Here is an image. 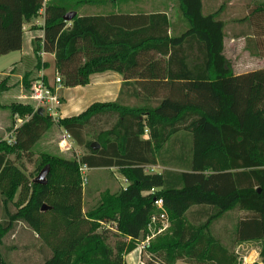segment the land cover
<instances>
[{
	"label": "trees",
	"instance_id": "1",
	"mask_svg": "<svg viewBox=\"0 0 264 264\" xmlns=\"http://www.w3.org/2000/svg\"><path fill=\"white\" fill-rule=\"evenodd\" d=\"M105 1L0 0V55L21 48L24 24L43 8V34L32 41L36 68L47 65L41 51L53 52L64 85L86 84L91 73L108 69L120 72L124 84L139 78L150 83L143 104L95 101L56 121L31 103H0L12 120H22L9 127L15 144L0 138V264H12L6 238L19 221L34 223L45 202L66 209L54 189L78 186L79 164L117 165L127 185L104 190L82 215L71 205L70 211L87 223L84 231L75 233V226L65 232L39 264H126L125 254L146 239L152 216L164 210L170 225L142 249L147 264H244L237 246L249 241L261 243L264 260V67L234 73L224 53L229 21L223 3L205 12L203 0H178L185 20L179 32L164 10L63 18L82 4ZM234 20L249 23L248 33L263 34L264 0L248 4ZM29 74L23 75L25 88L30 87ZM7 87L1 79L0 93ZM100 115L104 122L115 120L99 129ZM55 122L85 152L79 158L42 152L35 171L49 164L47 181H32L27 199L20 201L19 180L4 181L13 161L30 158L34 144ZM203 124L212 128L213 137H201L199 143ZM146 127L150 136L142 139ZM93 141L100 144L96 149ZM138 149L149 155L137 156ZM158 163L165 166L161 171L147 169ZM159 198L164 208L156 205ZM226 217L225 236L219 235L213 225ZM38 239L40 246L46 244L45 237Z\"/></svg>",
	"mask_w": 264,
	"mask_h": 264
},
{
	"label": "crops",
	"instance_id": "2",
	"mask_svg": "<svg viewBox=\"0 0 264 264\" xmlns=\"http://www.w3.org/2000/svg\"><path fill=\"white\" fill-rule=\"evenodd\" d=\"M136 1L137 0H126V1L106 0L105 2H101V3H97V2L91 3V4L86 3V4L81 5V6H86L82 11L78 10L80 6L75 11L79 15H93V14L106 13L112 10L113 11H127V12H147V13L161 10V9L151 10V9H146V8H137V9L126 8L127 7L126 5L128 6L133 5ZM123 5H125L126 7H122ZM219 6L220 5H218V7ZM244 8H245L244 11L246 12V7ZM164 11H167V10H164ZM43 22H44V17H43V8H42L40 10L39 15L35 19H33V21L24 24L23 32H22L21 48L18 50L10 51L8 53L0 55V57L7 58L8 63H9L7 70H3L0 72L2 74V76L0 77V80L5 78L6 83L8 84V87L6 88V90L0 93V103L1 104H8L12 101L33 104V102L28 98L29 88L24 87L23 75L26 72L30 73L28 76L30 81H32V79L36 77L40 72L42 73L44 80L49 86L52 87L54 85V77L56 73H58L55 68L54 53L41 51L39 54L40 60L41 62H46L47 65L45 67L41 66L39 68H36V58L33 52V42L32 41L34 37L42 36ZM248 28H249V23L239 21V20L230 21V22H227L226 24V28H225L226 38H225L224 53L227 56V58L230 60L235 74H240L243 72H247L250 70H255V69L264 67V33L263 34L262 33L253 34L251 32L248 33L247 31ZM248 47L253 48L255 53L252 54L250 50L248 49ZM229 49H231L230 52H229ZM131 80L135 81L136 78H131ZM137 80H139V82L124 84V78L120 72L108 69L104 71H98V72L91 73L89 76V81L86 84H79V85H73V86L61 84V86L57 90V93L61 101L58 107L57 118L77 115L80 112H82L84 109H86L88 105H90L92 102H95V101H104V102L105 101H115L119 98L121 102L125 104H129V105L143 104L145 103V99H147L145 93H147L148 90H150V83H144L145 80L142 78H139ZM2 96L4 97V100L1 99ZM0 114L2 115L0 119V128L3 131V133L10 131V130H7L10 126H14V125L17 126L22 122V120L18 118H14L12 120L10 116V112L7 108L0 107ZM100 117L102 118V120L99 121V125H100L99 129L108 128L115 120V118L112 117L109 121L104 122L103 116L100 115ZM54 124L60 127L61 131L63 132V135L61 137V140L63 139V141L62 142L60 141L61 144H63L64 142L73 141L70 135L69 137H66L68 133L61 126H59L56 122ZM188 130L194 133L192 126L189 127ZM149 136H150V132H149V129L146 127L144 133L142 134V136H140V138L146 139V138H149ZM1 138L5 139V136ZM97 144L99 147L100 144L99 143ZM84 152L85 151L83 148V152L80 155H82ZM135 154L137 156H145V155H149V151L138 149L135 152ZM79 156L77 158H79ZM9 157L11 159L14 158L13 155H9ZM22 158L23 157L19 159H22ZM103 158L106 159V156H103ZM164 167L165 166L160 163L147 164V169H151L153 171H161ZM107 169L111 171L116 170L119 173V175H121L124 178V176L122 175L117 165H110V166L98 165L95 167L88 168L89 171L91 170L99 171L100 170L99 172H102L103 170H107ZM114 174L116 175V172ZM124 180L126 183L122 187H125L127 185V181L125 178ZM122 187L117 186V190L121 189ZM18 194H19V191H18ZM0 205H1V202H0ZM18 224H22V222L19 221L17 225ZM16 227L10 235L16 232ZM36 243H38L37 239H36ZM39 245H35L33 247V252L37 255L40 253V251H42V246H39ZM137 248L140 250L139 247ZM137 248H135L134 250H136ZM8 249H9L8 258L12 264H39L40 263L38 260L29 258L28 257L29 252L26 251V249H23L22 247L17 248V246H14V247L10 246L8 247ZM2 250H3L2 251L3 254L5 255L7 253V250L6 252L4 251V249ZM134 250L125 254L124 259L126 260L125 261L126 264H131V262L134 261L135 257L132 259H128V255L130 254L132 255Z\"/></svg>",
	"mask_w": 264,
	"mask_h": 264
},
{
	"label": "rangeland",
	"instance_id": "3",
	"mask_svg": "<svg viewBox=\"0 0 264 264\" xmlns=\"http://www.w3.org/2000/svg\"><path fill=\"white\" fill-rule=\"evenodd\" d=\"M203 1L205 12H208L212 8L216 9L218 8V5L223 3V16L227 19V21L230 22L235 21V18L242 17L245 14L244 7H246L248 4H252L255 0ZM126 6L123 5L122 7L134 9L146 8L151 10H167L171 17L175 31L178 32L185 26V20L183 18V13L180 10L178 0H137L133 5ZM85 7L86 6H80L78 10L82 11ZM230 51L231 49H229V52ZM8 64L7 58L0 57V72L7 70ZM1 76L2 74L0 73V77ZM1 99L4 100V97L2 96ZM1 117L2 115L0 114V119ZM7 130H9V128ZM8 132L9 131L3 133L1 130L0 138L5 136ZM62 135L63 132L61 131L60 127H58L56 124H53L52 127L36 142L30 158L23 157L22 159L13 161V169L10 172V175L6 177L4 183L7 185L12 178H17L19 180L18 199L20 201L27 199L28 193L31 190L32 179L40 171L39 170L36 173L35 169L40 161V154L42 152L62 155L65 157H78L83 152V147H79V145L73 141H69L67 143L64 142L61 144L60 141ZM201 137L204 139L206 138L205 140L213 137V130L207 124H203L199 128V143H202ZM208 154L209 152L204 156L205 159H208ZM99 171H84L85 179L83 180L80 178V184L78 186L67 184H61L57 186L54 189V192L56 195H58L57 199H60V202L66 206V209H53L51 208L52 203L45 202L44 204L46 207L35 213L34 223L30 225H27L26 223L18 224L16 227V232L6 238V243L9 246H17V248L22 247L23 249H26V251L29 252V258L38 260L40 262L43 255H45L51 247L50 245H54L58 240H60L59 238H62L65 235V232L74 230L75 226H77L75 229L77 231H74L75 233L78 234L79 232L84 231L87 223L82 220L77 211L75 214L71 212L69 207L72 205L75 209L79 208L82 215L85 209L92 205L100 197L101 192L104 190L113 192L117 190V186L122 187L126 183L124 178L119 175L116 170L111 171L107 169L103 170L102 172ZM115 172L116 175L114 174ZM227 220H229L227 217L221 218L214 223V231L216 233L218 232L217 234H224L225 236ZM230 224L232 223L229 221L228 226ZM38 236L45 237L46 244L41 245L42 251H40V253L37 255L33 252V247L35 245H39L40 243ZM36 239L38 243H36ZM260 250L261 243L258 241L244 242L237 246L240 261L244 264H264V260L260 255ZM134 257L135 259L133 262H131V264H147L146 262L148 260V255L145 252H142V249L139 250L137 248L134 250L132 255H128V259H132ZM177 264L187 263L178 261Z\"/></svg>",
	"mask_w": 264,
	"mask_h": 264
},
{
	"label": "built area",
	"instance_id": "4",
	"mask_svg": "<svg viewBox=\"0 0 264 264\" xmlns=\"http://www.w3.org/2000/svg\"><path fill=\"white\" fill-rule=\"evenodd\" d=\"M61 84L62 77L59 73H56L54 77V85L51 87L44 80L42 73L39 72V74L32 79L28 93V98L33 101L34 109L42 107L44 113L49 115L52 119L56 120L58 107L61 103L57 90L59 89ZM13 127H16V125H14ZM66 137H69V134H67ZM5 139L9 144L16 143L13 128L5 135ZM62 141L63 139L61 140V142ZM78 170L80 173V178L84 180V171L88 170L87 165L79 164ZM155 203L158 207L164 208L163 198L156 199ZM158 223L160 224L159 226H157ZM169 225V217L165 210L162 211L160 214L153 215L149 224L150 233L146 236V239L142 243H140L138 247L140 249L145 248L153 237H155L158 233L165 231L169 227Z\"/></svg>",
	"mask_w": 264,
	"mask_h": 264
},
{
	"label": "water",
	"instance_id": "5",
	"mask_svg": "<svg viewBox=\"0 0 264 264\" xmlns=\"http://www.w3.org/2000/svg\"><path fill=\"white\" fill-rule=\"evenodd\" d=\"M75 14H76V11H75V10L67 11V12L64 14L63 18H64L65 20H71V18H72ZM37 112L40 113V114L43 113V109H42V107H38V108H37ZM90 145H91V147H92L93 149H95L96 147H98V144H97L95 141H93ZM48 171H49V164H45V165L40 169V171L38 172V174L32 179V181L35 182V183H39V184H44V183H46V181H47L46 176H47ZM44 208H45V205L43 204V205H42V209H44Z\"/></svg>",
	"mask_w": 264,
	"mask_h": 264
}]
</instances>
